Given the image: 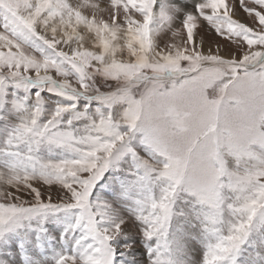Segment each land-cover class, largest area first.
I'll return each instance as SVG.
<instances>
[{
  "label": "snow or ice",
  "instance_id": "obj_1",
  "mask_svg": "<svg viewBox=\"0 0 264 264\" xmlns=\"http://www.w3.org/2000/svg\"><path fill=\"white\" fill-rule=\"evenodd\" d=\"M0 264H264V0H0Z\"/></svg>",
  "mask_w": 264,
  "mask_h": 264
},
{
  "label": "rangeland",
  "instance_id": "obj_2",
  "mask_svg": "<svg viewBox=\"0 0 264 264\" xmlns=\"http://www.w3.org/2000/svg\"><path fill=\"white\" fill-rule=\"evenodd\" d=\"M102 3H103V0H102ZM237 10H238V15L236 18L246 24H249V26H252V21L247 17L245 13L239 10L238 5H237ZM199 36H202L204 38L205 50H207L209 45L214 46L217 43L222 45V52L225 55H228L229 53L236 50L235 46L232 45L230 41L224 40L222 37L216 35L214 31H209L206 22L202 23V26L199 29ZM197 39H199V37H197ZM55 193H56V189H53L54 199H55Z\"/></svg>",
  "mask_w": 264,
  "mask_h": 264
}]
</instances>
